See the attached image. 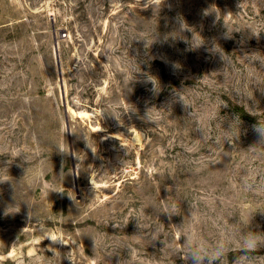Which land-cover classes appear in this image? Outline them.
Masks as SVG:
<instances>
[{
    "label": "rangeland",
    "instance_id": "rangeland-1",
    "mask_svg": "<svg viewBox=\"0 0 264 264\" xmlns=\"http://www.w3.org/2000/svg\"><path fill=\"white\" fill-rule=\"evenodd\" d=\"M143 3L0 0V264H190L189 231L233 264L264 233V0Z\"/></svg>",
    "mask_w": 264,
    "mask_h": 264
},
{
    "label": "clouds",
    "instance_id": "clouds-1",
    "mask_svg": "<svg viewBox=\"0 0 264 264\" xmlns=\"http://www.w3.org/2000/svg\"><path fill=\"white\" fill-rule=\"evenodd\" d=\"M164 0H160V3H163ZM145 9L152 8L154 13H156L157 3L156 0H144L142 5ZM200 45V44H199ZM216 50V48H215ZM222 58L224 53L219 51ZM148 80L153 85V91L158 92L157 90V80L150 79ZM159 83V82H158ZM160 89V85H159ZM182 103L185 105L184 101L181 99ZM186 106V105H185ZM151 110H148L144 116V119L147 122L155 123L152 117L149 115ZM254 132L258 135V142H264V122L258 120L256 125H253ZM57 150L61 153H65L63 148L57 145ZM255 149V148H254ZM63 171V170H62ZM0 178V184L9 182ZM60 193L62 191L57 190ZM20 211L19 207L14 205H8L4 209V216L14 215ZM164 214L168 215L171 218L173 215H179V212L176 210L175 206H165L162 210ZM191 216L195 218V213L192 212ZM252 216H249L247 220H242L241 223L247 228L246 231H243L239 237L240 245V256H238L233 264H258V260L264 257H257L254 254L258 253L261 249H264V233L255 232L250 230V224ZM159 238L158 234H154L151 237L152 241H155ZM94 249H95V239ZM182 245L180 249V257L182 259H188L190 264H221L222 260L228 255L229 249L231 246V238L228 234L220 235L215 241L209 242L207 239L198 236L193 232L183 233L182 235ZM185 247L187 251L185 252Z\"/></svg>",
    "mask_w": 264,
    "mask_h": 264
},
{
    "label": "water",
    "instance_id": "water-1",
    "mask_svg": "<svg viewBox=\"0 0 264 264\" xmlns=\"http://www.w3.org/2000/svg\"><path fill=\"white\" fill-rule=\"evenodd\" d=\"M55 54H56V62H57V67H58V73H59V80H60V88H61V93H62V97H63V104L66 109V97H65V89H64V83H63V76H62V67H61V61H60V54H59V47H58V43H55ZM68 126V124H67ZM68 133H69V138H70V130L68 127ZM71 147V153H73V148L72 145L70 144ZM73 171H74V177H75V186L76 188L78 187L77 184V172L75 169V166L73 165Z\"/></svg>",
    "mask_w": 264,
    "mask_h": 264
},
{
    "label": "trees",
    "instance_id": "trees-1",
    "mask_svg": "<svg viewBox=\"0 0 264 264\" xmlns=\"http://www.w3.org/2000/svg\"><path fill=\"white\" fill-rule=\"evenodd\" d=\"M237 108V112L239 113V114H241V116H243V118L245 117V116H247V117H245V118H252L249 114L247 115V113L245 112V110L243 109V108H239V107H236ZM245 114V115H244ZM245 120H249V121H251L252 119H245Z\"/></svg>",
    "mask_w": 264,
    "mask_h": 264
},
{
    "label": "bare ground",
    "instance_id": "bare-ground-1",
    "mask_svg": "<svg viewBox=\"0 0 264 264\" xmlns=\"http://www.w3.org/2000/svg\"><path fill=\"white\" fill-rule=\"evenodd\" d=\"M82 115L85 116V117H89V114L88 113H84Z\"/></svg>",
    "mask_w": 264,
    "mask_h": 264
}]
</instances>
